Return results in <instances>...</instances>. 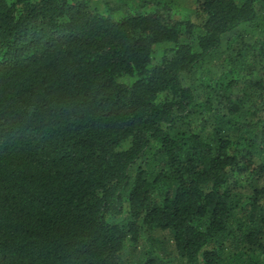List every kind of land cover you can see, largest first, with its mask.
<instances>
[{
	"label": "trees",
	"instance_id": "1",
	"mask_svg": "<svg viewBox=\"0 0 264 264\" xmlns=\"http://www.w3.org/2000/svg\"><path fill=\"white\" fill-rule=\"evenodd\" d=\"M174 8L0 0V264H264V0Z\"/></svg>",
	"mask_w": 264,
	"mask_h": 264
},
{
	"label": "rangeland",
	"instance_id": "2",
	"mask_svg": "<svg viewBox=\"0 0 264 264\" xmlns=\"http://www.w3.org/2000/svg\"><path fill=\"white\" fill-rule=\"evenodd\" d=\"M195 8L196 0H175L174 13L178 18L181 19H193V11ZM155 57L158 59L159 55L157 54ZM210 59L218 63L219 53L214 54Z\"/></svg>",
	"mask_w": 264,
	"mask_h": 264
}]
</instances>
